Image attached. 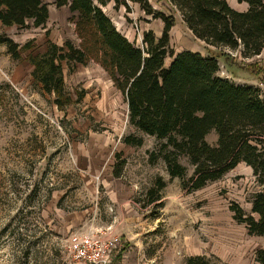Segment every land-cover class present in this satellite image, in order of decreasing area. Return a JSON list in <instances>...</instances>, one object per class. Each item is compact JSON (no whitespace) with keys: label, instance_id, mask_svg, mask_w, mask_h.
Returning <instances> with one entry per match:
<instances>
[{"label":"rangeland","instance_id":"rangeland-1","mask_svg":"<svg viewBox=\"0 0 264 264\" xmlns=\"http://www.w3.org/2000/svg\"><path fill=\"white\" fill-rule=\"evenodd\" d=\"M57 1L43 0L49 9L45 26L0 25V34L19 48L30 44L19 60L0 46V264H56L59 254L67 264H85L68 250L70 238L83 233L120 238L109 264H187L191 257H203L197 264H258L264 237L250 235L231 210L237 204L251 213L253 196L264 190L251 167L240 164L192 190L187 179L171 177L162 158L152 161L160 149L155 137L144 135L141 147L123 142L136 133L127 102L100 66L65 69L75 102L66 111L34 83L29 56L46 51L49 42H78L73 13ZM150 1L175 15L170 34L175 52L206 53L168 1ZM126 2L127 7L114 1L103 7L118 30L138 45L146 31L161 35L162 19ZM229 53V64L220 62L221 75L264 90V50L251 58ZM207 140L214 145L217 136L211 133ZM25 247L29 252L23 256Z\"/></svg>","mask_w":264,"mask_h":264},{"label":"trees","instance_id":"trees-1","mask_svg":"<svg viewBox=\"0 0 264 264\" xmlns=\"http://www.w3.org/2000/svg\"><path fill=\"white\" fill-rule=\"evenodd\" d=\"M113 1L116 7L128 5L126 0L57 1L58 7L68 6L73 13L78 42H49L46 51L29 56L34 83L54 95L58 110L66 111L75 102L67 90L65 69L73 73L78 65L96 64L127 102L129 124L136 133L123 138L126 145L141 147L144 135L155 137L160 149L159 155L152 153V161L162 158L171 177L187 179L192 190L221 179L240 164L251 167L264 185V90L231 82L221 75L220 64L225 60L229 64L230 51L244 58L262 53L264 0H238L246 10H237L228 0H166L205 44L206 53L175 52L170 35L176 24L174 13L158 11L150 0H128L138 3L145 15L164 22L160 36L146 31L138 45L103 11ZM48 18L43 0H0V25L24 28L31 22L37 28L47 25ZM4 44L16 60L22 49L30 48V44L19 48L0 34V46ZM211 133L217 136L214 145L207 140ZM114 176H121L120 168ZM231 210L250 235L264 237V190L253 196L251 213L237 204ZM20 252L26 256L29 247ZM57 256L56 264H67ZM201 260L191 257L187 264ZM256 262L264 264V249L256 252Z\"/></svg>","mask_w":264,"mask_h":264},{"label":"built area","instance_id":"built-area-1","mask_svg":"<svg viewBox=\"0 0 264 264\" xmlns=\"http://www.w3.org/2000/svg\"><path fill=\"white\" fill-rule=\"evenodd\" d=\"M119 242V237L105 236L104 233L76 234L70 238L68 250L76 261L85 264H109Z\"/></svg>","mask_w":264,"mask_h":264},{"label":"crops","instance_id":"crops-1","mask_svg":"<svg viewBox=\"0 0 264 264\" xmlns=\"http://www.w3.org/2000/svg\"><path fill=\"white\" fill-rule=\"evenodd\" d=\"M111 82H112V80H111ZM112 84H113V82H112Z\"/></svg>","mask_w":264,"mask_h":264}]
</instances>
